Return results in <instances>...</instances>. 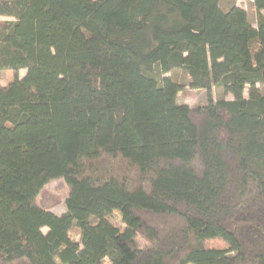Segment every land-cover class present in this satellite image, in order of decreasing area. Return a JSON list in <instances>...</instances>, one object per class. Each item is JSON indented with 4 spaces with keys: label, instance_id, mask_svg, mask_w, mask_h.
<instances>
[{
    "label": "trees",
    "instance_id": "trees-1",
    "mask_svg": "<svg viewBox=\"0 0 264 264\" xmlns=\"http://www.w3.org/2000/svg\"><path fill=\"white\" fill-rule=\"evenodd\" d=\"M253 1L256 27L220 0L0 1L14 18L0 26V71L15 73L0 88V264H264ZM173 70L233 98L178 104ZM57 178L70 186L59 215L31 202ZM216 238L228 248L204 247Z\"/></svg>",
    "mask_w": 264,
    "mask_h": 264
},
{
    "label": "rangeland",
    "instance_id": "rangeland-1",
    "mask_svg": "<svg viewBox=\"0 0 264 264\" xmlns=\"http://www.w3.org/2000/svg\"><path fill=\"white\" fill-rule=\"evenodd\" d=\"M5 1V0H0ZM232 4L240 7L245 10L247 13L248 21L252 25V27L257 26V22L261 14H263L262 10H258L253 0H220V5L222 8H228ZM13 17L0 16V26L6 21H13ZM26 70L22 69L18 71V77H24ZM165 76H169L175 82H177L181 91L177 94L176 102L178 104H185L189 107H200V106H212L213 103L217 99L225 98L232 99V95H225L222 90L214 86L209 90L202 89H191L188 85V77L181 70H173L172 72L166 73ZM15 73L12 70H3L0 71V88L7 86L9 83L14 81ZM262 88L261 86H259ZM248 88L244 90V97H247ZM100 166L104 168L110 169L111 166L121 167L122 163L118 162V160H109L107 158L101 159L98 163ZM125 166V165H124ZM123 166V167H124ZM70 193V186L62 178H57L50 180L40 191L39 193L31 199V202L44 209L48 210L56 215L63 213L66 209V200ZM112 223L116 225L118 228H123L122 218L118 211H114L112 217L110 218ZM46 229H44L45 231ZM70 237L72 240L79 242L80 241V232L76 227H73L70 231ZM136 242L142 248L147 245L145 239L138 237L136 238ZM204 247L206 248H214V249H227L228 245L223 240L209 239L204 241ZM105 264H111L109 260L106 258L104 260Z\"/></svg>",
    "mask_w": 264,
    "mask_h": 264
}]
</instances>
